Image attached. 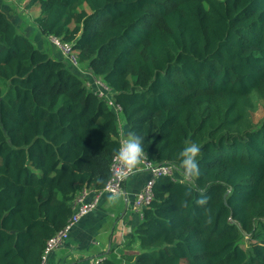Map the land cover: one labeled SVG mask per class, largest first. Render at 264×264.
Returning <instances> with one entry per match:
<instances>
[{
  "label": "trees",
  "instance_id": "1",
  "mask_svg": "<svg viewBox=\"0 0 264 264\" xmlns=\"http://www.w3.org/2000/svg\"><path fill=\"white\" fill-rule=\"evenodd\" d=\"M34 6L33 25L72 45L120 113L87 86L89 76L37 49L0 10V264H41L74 197L105 186L118 118L145 136L149 161L176 169L155 179L133 263L264 264V0H29L26 8ZM189 142L201 148L194 183L177 170Z\"/></svg>",
  "mask_w": 264,
  "mask_h": 264
},
{
  "label": "crops",
  "instance_id": "2",
  "mask_svg": "<svg viewBox=\"0 0 264 264\" xmlns=\"http://www.w3.org/2000/svg\"><path fill=\"white\" fill-rule=\"evenodd\" d=\"M26 1L0 0V9L10 16V21L16 27L21 26L32 33L38 49L44 50L46 44L43 38L46 37L32 24L37 17L34 12L38 15L39 9L26 8L28 2L23 8L17 3ZM53 53L59 60L62 59L60 50L53 49ZM118 124L123 139L127 127L120 120ZM148 179L149 172L143 170L126 179L115 203L109 201V194H102L95 209L72 226L67 239L47 255L43 264H101L99 260L106 257L114 259L115 264H134L133 257L139 253V247L133 235L142 217L133 210L132 205ZM94 194L89 189L86 201H91Z\"/></svg>",
  "mask_w": 264,
  "mask_h": 264
},
{
  "label": "built area",
  "instance_id": "3",
  "mask_svg": "<svg viewBox=\"0 0 264 264\" xmlns=\"http://www.w3.org/2000/svg\"><path fill=\"white\" fill-rule=\"evenodd\" d=\"M50 40L55 46H59L61 48L62 54H65L68 57L70 64L75 67L80 74L89 76L90 80L87 83V86L92 87V89L95 91V94H97L99 97L104 98L107 105L111 107L115 113H120V107L115 105L112 99L113 92L111 91V89H109L100 79L92 77L89 71H83L80 68L77 62V53L72 50V45L69 43H62L53 37H50ZM121 140L122 137L120 136V142ZM141 170L149 172V179L144 183L141 190L136 194L132 205L133 210L139 213L140 217H142V211L148 207L153 199L152 189L155 183V179L160 176H172L174 175L176 169L170 164L155 165L147 159L141 163V165L135 170L134 174L140 172ZM109 172L110 177L105 186L100 190H92L95 194L94 198L91 201H86V196L89 190L88 188L82 189V191L74 197L71 202L73 210L72 216L69 218L66 226L46 242L41 257V264L45 262L47 255L52 250L63 244V242L67 239L68 233L72 226L77 223L80 218L86 216L89 212L95 209L99 197L102 194L115 196L121 194L124 181L134 175H123L120 168L117 166L115 156L112 158V161L110 163ZM102 261L103 259L99 260V262Z\"/></svg>",
  "mask_w": 264,
  "mask_h": 264
},
{
  "label": "clouds",
  "instance_id": "4",
  "mask_svg": "<svg viewBox=\"0 0 264 264\" xmlns=\"http://www.w3.org/2000/svg\"><path fill=\"white\" fill-rule=\"evenodd\" d=\"M123 136L124 138L121 140L119 146L114 150L115 159L121 173L123 175H131L135 173V170L144 160H147L143 143L145 136L134 131H127ZM200 152L201 148L197 143L189 142L177 154V159L179 160L177 170L187 182L194 183L200 176L197 160ZM190 194L191 188H189L185 195L189 196ZM108 199L110 202L115 203L118 197L110 195ZM207 202L208 197L204 195H201V197L195 201V203L201 207H204ZM205 211L208 213L207 209H205ZM207 223H212V216L210 213L208 214Z\"/></svg>",
  "mask_w": 264,
  "mask_h": 264
},
{
  "label": "rangeland",
  "instance_id": "5",
  "mask_svg": "<svg viewBox=\"0 0 264 264\" xmlns=\"http://www.w3.org/2000/svg\"><path fill=\"white\" fill-rule=\"evenodd\" d=\"M28 2V0L26 1V2H17L18 4H21V7L23 8L24 6H25V4ZM35 10H37L38 9V7L37 6H34L33 7ZM1 10V9H0ZM2 11V10H1ZM3 12V11H2ZM38 12V11H37ZM34 15H36V16H38L37 15V13H35L34 12ZM8 18H10V16L8 17ZM33 24V23H32ZM35 26V25H34ZM35 28H36V26H35ZM17 29H18V32H20V33H22V34H24L34 45H35V47L38 49V44L36 43V41H35V38H34V35L32 34V33H28L24 28H22L21 26L20 27H17ZM37 29V28H36ZM46 38H43L44 39V41H45V44H46V49L44 48V50H41V49H39L40 51H42V52H45L50 58H52V59H55V60H58L59 61V58L58 57H56L55 55H54V53H53V49H57V51H61V48L58 46H55L54 44H53V42H51V40H50V37H47V36H45ZM61 54H62V52H61ZM60 61H64V62H67L68 63V65L71 67V64H70V62H69V59H68V57L65 55V54H62V59L60 60ZM79 65V64H78ZM79 66H81V65H79ZM72 68V67H71ZM80 68H82V67H80ZM256 100V99H255ZM256 102H257V100H256ZM260 117V115H258L256 118L258 119ZM121 121V118H118V121ZM181 177H182V175H180ZM182 179H184L183 177H182Z\"/></svg>",
  "mask_w": 264,
  "mask_h": 264
}]
</instances>
